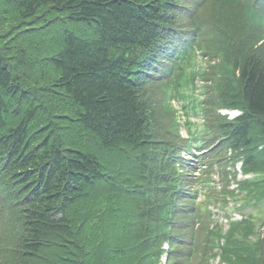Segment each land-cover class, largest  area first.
Segmentation results:
<instances>
[{"label":"trees","instance_id":"trees-1","mask_svg":"<svg viewBox=\"0 0 264 264\" xmlns=\"http://www.w3.org/2000/svg\"><path fill=\"white\" fill-rule=\"evenodd\" d=\"M258 210L264 0H0L5 264H264Z\"/></svg>","mask_w":264,"mask_h":264},{"label":"rangeland","instance_id":"rangeland-1","mask_svg":"<svg viewBox=\"0 0 264 264\" xmlns=\"http://www.w3.org/2000/svg\"><path fill=\"white\" fill-rule=\"evenodd\" d=\"M215 65H217V60L215 61ZM216 84H217V82H216ZM173 107H174V109L175 110H177L178 111V113H179V104H177V103H174L173 104ZM220 113H222V114H228V117L229 118H233V117H235L236 115H237V113L236 112H229V111H226V110H220ZM179 122L181 123L182 122V118L180 117L179 118ZM198 122L199 123H202V119H199L198 120ZM219 123V122H218ZM218 125V124H217ZM181 135L183 136V137H186V132H185V129L184 128H181ZM239 163H237V165H236V176H237V178H236V181H234L235 183L237 182V181H241V180H243V179H245V178H249V177H251L252 175L251 174H246V175H243V173L239 170ZM214 179L215 180H217V178H216V176L214 175ZM218 182L216 181V183H215V185L214 186H216V188H218V189H220V185L218 184ZM213 186V187H214ZM235 185H233V186H231L229 189L231 190V189H233V187H234ZM235 189V192H237V195H239V192L237 191V186L234 188ZM222 190V189H221ZM221 197V196H220ZM228 197H230L229 195H228ZM236 197V196H235ZM239 200V199H238ZM237 200V201H238ZM237 201H233V199H232V197H230V198H227L226 200H225V202H223V201H221V203H220V205H218V204H215V206H213V205H211L210 207H211V210H213V213L215 212V215L217 216V218L219 219V220H221V222L223 223V230L225 231V232H228L229 230H230V228H229V226L228 225H226V223L228 222V221H233V222H236V221H240V219H243L244 217H243V215H241V214H239V213H237V212H235L234 210L233 211H231L229 214H228V216H223L222 214H218V213H216V212H218L219 210H217V208L218 207H220L221 209L222 208H224V209H227L229 206H237V204H238V202ZM197 202H199L200 204H202L203 205V202H205V197H204V195H201V196H199L198 197V199H197ZM236 202H237V204H236ZM229 204V205H228ZM232 204V205H231ZM228 205V206H227ZM223 206V207H222ZM251 209H247V210H245L246 212H249ZM254 210V209H253ZM220 212V211H219ZM253 213H255V216H257V217H259V218H261V217H263L264 215L262 214L263 212H261V210H258L257 212L256 211H253ZM213 217L215 218V216L213 215ZM14 234H16V232H13ZM256 235H255V237H257V236H259V237H261L262 236V234H264V226H261V227H259V231L257 232V233H255ZM7 236H9V235H2V240L4 241L5 239H7L6 237ZM237 237L239 236V235H236ZM253 240H255V238H253L252 237V241ZM252 243H254V242H252ZM223 254L222 253H219V252H216V255H214L213 257H211V258H209L208 259V264H231L232 263V261L231 260H229V257H226V256H222ZM171 256H173V255H171ZM201 258H202V256H201V254H197L195 257H194V263L195 264H197V261H199V260H201ZM225 258H228L226 261H224V259ZM233 260V259H232ZM167 261V264H176L177 263V261L176 260H173L174 261V263H173V261H171V260H166ZM170 261V262H169ZM236 261V260H235ZM0 264H5V262L0 258Z\"/></svg>","mask_w":264,"mask_h":264}]
</instances>
